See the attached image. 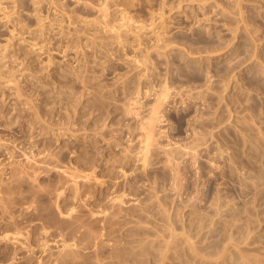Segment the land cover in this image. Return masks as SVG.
I'll return each mask as SVG.
<instances>
[{
  "label": "rangeland",
  "instance_id": "obj_1",
  "mask_svg": "<svg viewBox=\"0 0 264 264\" xmlns=\"http://www.w3.org/2000/svg\"><path fill=\"white\" fill-rule=\"evenodd\" d=\"M0 3V264H264V0Z\"/></svg>",
  "mask_w": 264,
  "mask_h": 264
},
{
  "label": "bare ground",
  "instance_id": "obj_2",
  "mask_svg": "<svg viewBox=\"0 0 264 264\" xmlns=\"http://www.w3.org/2000/svg\"><path fill=\"white\" fill-rule=\"evenodd\" d=\"M109 1L110 0H99V9H97V10H99V16L101 17H103V18H105V17H107V20L108 19H110L112 16L110 15L111 14V12H109V8H110V5H109ZM0 5H1V3H0ZM117 5V4H116ZM120 4H118V6H119ZM114 6V5H113ZM88 7V6H87ZM91 7V6H90ZM90 7H88V8H90ZM119 7H121V5L119 6ZM125 8V7H124ZM124 8L123 9H119V10H121V12L124 10ZM92 9V8H91ZM90 9V10H91ZM94 9V8H93ZM95 9V10H96ZM2 10V8H1V6H0V11ZM96 10V11H97ZM125 10H127L126 8H125ZM128 11V10H127ZM98 12V11H97ZM110 15V16H109ZM109 17V18H108ZM7 17H3V19L6 21V24H7V27L9 28V35L11 36V38L12 39H15V38H19V32L17 31V29H16V27L15 26H13V25H11L12 23V19H11V17L10 16H8V19H6ZM71 18V17H70ZM69 18V19H70ZM2 19V18H1ZM67 20V19H66ZM106 20V18L103 20V21H100L99 23H98V29L97 30H102V31H104V32H106L105 34L107 35L108 34V36H107V38H108V40H109V38H111V42H112V39H113V41L114 40H116V42L119 40L120 41V39L121 38H124L125 37V33H127V32H129L130 30H131V21H132V19H131V17L128 15V13L126 12V11H124V12H122V14H121V19H120V22H118L117 23V21H115V23H112V21H113V19H111L112 21H109V22H107V21H105ZM71 21V20H70ZM69 21V22H70ZM105 21V22H104ZM77 22V21H76ZM75 22V23H76ZM80 22V24L83 26V27H90L89 25L91 24V21H88V20H86V19H83L82 21L80 20L79 21ZM71 23H73L74 24V22H72L71 21ZM93 24V23H92ZM91 24V25H92ZM11 28V29H10ZM86 29V28H85ZM100 30H99V32H100ZM103 33V32H102ZM110 34V35H109ZM111 36V37H110ZM124 36V37H123ZM20 39V38H19ZM21 40V39H20ZM23 40V39H22ZM21 40V41H22ZM21 41H20V43H19V45L21 44L22 45V43H21ZM110 41V40H109ZM22 42H24V41H22ZM121 43V42H120ZM162 102H158V104H157V106H156V109L154 110V117L152 118V120H151V122H149V124L147 125V133H146V137H147V139L148 140H150V139H152L153 138V134H154V132H155V130L160 126L158 123V121L157 120H155L156 119V117L157 116H159V114H161L163 111H161L162 109H161V107H162ZM13 229V228H12ZM12 229H10V230H12ZM9 230V231H10ZM14 230H16V228L14 229ZM5 231V230H4ZM4 231H2V232H4ZM6 231H8V230H6ZM1 232V233H2ZM13 232V231H12ZM0 233V234H1ZM7 233H9V232H7ZM7 233H4V235L6 234L7 235ZM16 233H17V231H16ZM14 234H15V231H14ZM5 235V236H6ZM16 235H18V237L16 238V237H11L12 235L11 234H9V235H7L6 237L9 239V240H11V239H15V242H16V240L19 238V234L17 233ZM1 236H2V234H1ZM14 236V235H13ZM3 237V236H2ZM11 238V239H10ZM5 240V239H4ZM19 240V239H18ZM17 240V241H18Z\"/></svg>",
  "mask_w": 264,
  "mask_h": 264
}]
</instances>
